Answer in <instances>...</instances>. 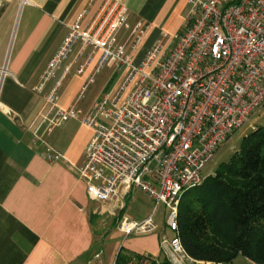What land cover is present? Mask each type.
Segmentation results:
<instances>
[{"label":"built area","instance_id":"built-area-1","mask_svg":"<svg viewBox=\"0 0 264 264\" xmlns=\"http://www.w3.org/2000/svg\"><path fill=\"white\" fill-rule=\"evenodd\" d=\"M189 2L185 29L163 33L136 62L134 53L148 24L136 21L129 28L128 7L119 0H104L87 27L81 17L68 25L36 87L45 91L54 125L79 116L75 105L57 104L70 67L58 73L76 44L78 72L95 59L96 70L110 62L123 69L116 90L97 99L82 118L94 133L79 174L90 197L101 203L119 201L123 208L135 187L154 199L153 213L164 203L165 222L174 235H163L161 246L171 264L199 262L189 256L178 234L183 194L203 182L205 165L264 104V0ZM124 27L129 34L121 39ZM87 86L88 82L78 99ZM45 156L60 157L50 148ZM117 227L125 237L158 229L152 214L143 220L122 216ZM116 262L153 264L154 260L133 253Z\"/></svg>","mask_w":264,"mask_h":264},{"label":"crops","instance_id":"crops-1","mask_svg":"<svg viewBox=\"0 0 264 264\" xmlns=\"http://www.w3.org/2000/svg\"><path fill=\"white\" fill-rule=\"evenodd\" d=\"M103 1L0 0V264H114L121 247L124 258L133 253L151 258V253L158 254L160 245L154 237L153 247L144 239L133 240L135 233L123 245L112 238L115 230L122 232L117 227L122 216L143 220L152 214L154 218V199L135 187L126 195L123 208L119 201L101 203L90 197L79 174L94 133L82 118L97 99L116 90L118 83L112 89L108 85L121 68L110 62L96 70L95 59L78 72L75 57L80 45L76 44L58 73L70 67L57 104L62 108L75 105L79 116L54 125L45 91L36 88L68 25L81 17L87 27ZM119 1L128 7L129 28L136 21L148 24L134 53L136 62L163 33L185 29L189 0ZM129 28L121 29V39L128 36ZM87 82L84 96L78 99ZM47 148L58 153L59 159H48ZM137 190L148 197V204L141 206L133 200ZM162 229L158 226L154 232ZM107 236L114 241L109 247Z\"/></svg>","mask_w":264,"mask_h":264},{"label":"trees","instance_id":"trees-1","mask_svg":"<svg viewBox=\"0 0 264 264\" xmlns=\"http://www.w3.org/2000/svg\"><path fill=\"white\" fill-rule=\"evenodd\" d=\"M177 221L195 260L233 264L242 255L264 264V123L242 138L223 168L183 194ZM122 250L116 263L125 259Z\"/></svg>","mask_w":264,"mask_h":264},{"label":"rangeland","instance_id":"rangeland-1","mask_svg":"<svg viewBox=\"0 0 264 264\" xmlns=\"http://www.w3.org/2000/svg\"><path fill=\"white\" fill-rule=\"evenodd\" d=\"M122 73H123V69H120L119 73L116 75V78L113 79V81L108 85V89H112L117 83H118L117 84V87H118L121 81V78H122ZM98 83H99V79H98ZM259 123H264V104L258 110V112H256L253 116L250 117L247 123H245L240 129L235 131L232 137L229 138L224 144H222L221 148L218 150L214 158L211 159L202 169V173L206 176L209 174H214L217 170L223 168L224 164L230 159V157L234 154V152L239 149L242 138L245 135H247ZM133 200H136V203L137 204L140 203L141 206L146 203L148 204L149 202L148 197H146L140 190H137L134 193ZM165 219H166V205L164 203H159L156 208V214L154 216V220L159 227L163 228L162 229L163 231L161 230V232H148V233H143V234L135 233L136 235L132 238L133 240L144 239L146 240V242H148L147 244L150 245L151 247H153V243L151 241L152 237L157 239L158 246L160 245V248L158 249V254H157L158 256L155 253H151V256H153L156 259L155 260L156 264L160 263L164 259L168 261V264H171L168 259V256L165 254L161 246L162 236L166 235V236L171 237L174 233L169 228L165 227ZM110 222H111V218L109 217L108 222L105 223L106 226L110 225ZM129 237L124 238V234L120 232L119 230H115L112 233V238L114 239L117 238V243L118 244L121 243V245L125 244L124 241H129ZM105 240H106V243H108L106 247H109L108 245L111 242H114L108 236L106 237ZM124 251L125 250L123 249L121 256L124 254ZM143 254L148 255L146 253H143ZM189 264H203V263L193 261V262H190ZM204 264H224V263H219V262L215 263V262L209 261ZM233 264H257V263L250 260L249 258L245 256L239 255L234 260Z\"/></svg>","mask_w":264,"mask_h":264}]
</instances>
